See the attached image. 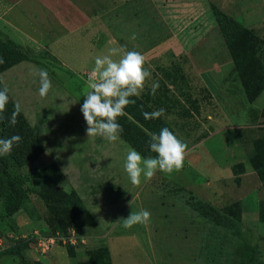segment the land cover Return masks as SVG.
Returning <instances> with one entry per match:
<instances>
[{
	"label": "rangeland",
	"instance_id": "obj_1",
	"mask_svg": "<svg viewBox=\"0 0 264 264\" xmlns=\"http://www.w3.org/2000/svg\"><path fill=\"white\" fill-rule=\"evenodd\" d=\"M4 1L7 5L14 2ZM173 5V15L176 9L181 10V20L175 15L179 22H183L179 24L180 27L189 20L199 18L207 33L199 46L187 54H177V41L173 37L168 46L162 48L163 56H155L150 67L145 65L151 76L145 82L144 91L138 97H131L135 103L130 105L140 106L139 111L150 113L163 108L165 115L160 117L161 121L188 147L180 171H157L150 180L142 177L140 186L130 183L123 168L130 147L121 138L109 142L100 136L88 137L87 125L80 112V99L88 91L86 81L94 67L95 58L107 54L109 49H101L98 39L91 43L95 46L90 50L91 55L86 56L84 52H87V47L82 44L84 40L78 33L70 36V42L68 45L65 43L61 51L71 62L72 68H86L69 71L61 66L58 58L51 55L47 48L32 49L21 43L20 34L7 25L12 21L20 22L15 25L20 27L19 30H25L28 25L25 22L30 21L31 28L36 29L40 8L33 4L27 11L20 3L11 6L5 16L0 10V42L11 44L28 59L9 68L2 67L0 86L1 89L7 86L9 101L13 105L15 102L21 105L17 119L23 124L15 126L14 131L18 135L28 132L33 136L37 141L34 148L38 151L33 158L31 156L28 161L22 162L14 155L28 152L29 147H14L10 155L0 156L6 162L10 174L22 180L26 191V199L10 218H3L0 208V248L5 249L11 241L20 238L15 240L14 237L15 219L21 222L19 230L24 237L32 231L48 234L45 221L52 224L53 220L61 216L65 227L81 229L79 231L86 236V244L81 247L87 251L103 248V235L111 230L115 234L131 233L134 226L124 229L122 219H126L131 212L143 209L149 211L151 217L146 225H136L135 232L139 237L145 238L151 233L149 227L152 225L157 226L158 231L167 229L168 225L186 229L191 240L197 243L196 248H188L197 264L202 229L203 235L208 229L204 242L209 244L200 249L201 264L226 262L224 251L229 247L227 243L220 246L224 243L222 233L216 237L214 229L211 235L209 224L189 208H193L196 198L194 185L202 182L201 177L209 182L210 188H205V191L213 194V198L204 203L215 210H224L236 201L240 184L233 182L230 167L236 166V161H247L252 140L262 133L258 113L264 108V91L250 103L244 95L248 82L243 88L242 81L255 69L261 68L264 73V0H188L187 3ZM214 10L222 18L243 27L229 44L215 22ZM29 34L38 37V33H33V30ZM89 57L92 61L87 63ZM227 62L232 63L229 71L223 67ZM37 69H46L52 80L53 86L45 97L38 94ZM255 77L256 82L264 79L259 71ZM153 82L159 84L155 95L151 94ZM4 137L7 136L0 135V138ZM247 189L244 188L245 191ZM245 193L243 207L246 212L243 214L248 215L247 226L252 230L240 224L242 237L256 248L262 260L264 224L256 218L255 200L258 192L251 190ZM67 196L71 202L81 204L82 209L77 217L81 222H69L72 219H69L70 216L73 217L77 212L72 209L69 213L64 208L62 201ZM1 203L0 193V206ZM52 208L58 209L60 213L51 214ZM253 229L261 234L255 233ZM168 243L164 242L165 260L171 253L166 248ZM3 264L16 262L6 260Z\"/></svg>",
	"mask_w": 264,
	"mask_h": 264
},
{
	"label": "crops",
	"instance_id": "obj_2",
	"mask_svg": "<svg viewBox=\"0 0 264 264\" xmlns=\"http://www.w3.org/2000/svg\"><path fill=\"white\" fill-rule=\"evenodd\" d=\"M187 2L188 0H14L11 5H7L3 0L0 2V10L2 16H5L11 6H17L20 3L27 8V11L33 4L40 8L37 13L40 18L36 29L31 28L30 21L25 22L28 24L25 30H19L20 27L15 25L20 22L6 23L20 34L21 43L32 49L47 48L51 55L58 58L61 66L69 71H78L83 70L80 68L86 67L72 68L71 62L61 51V48L66 46L65 43L68 45L70 42V36L76 33L84 40L82 44L85 48L87 47V52H84L86 56L91 55L90 50L95 47L91 43L99 39V47L103 50L125 46L129 51L140 52L145 58V65L150 67L155 56H163L162 48L168 46L173 37L177 41V54L181 52L187 54L192 48L199 46V42L204 39L207 33L199 18L189 20L180 27L179 24L183 23L179 22L181 10L176 9L175 11L178 19L172 14L171 7L173 3ZM22 14L30 15L29 13ZM243 20L246 21L245 16ZM30 30H33V33L37 32L38 37L29 34ZM133 35H135V39H132ZM113 58L118 60L120 57ZM91 61L89 57L87 63ZM223 65L224 69L229 71L232 63L227 62ZM202 71L198 70L197 72ZM238 163L242 165V173L238 175L240 190L236 193V201L240 203V224L250 230L247 226L248 215L243 214L246 212L243 207L247 195L245 192L257 190L258 196L255 201L258 205V202L264 199V183L259 182L248 159L246 162H235V164ZM201 179L202 182L199 185H194V189L196 188L194 195L202 201H209L213 198L212 193L209 194L205 191V188H210L209 182L203 177ZM214 186L215 184L211 188L213 189ZM245 187L248 188L247 191L244 190ZM14 225L15 240L18 237H20L18 239H22L19 230L21 222L15 219ZM149 228L151 233L149 232L145 238L139 237V234L135 232L136 225L131 233L115 234L111 230L103 235L110 264H195L188 248L191 246L196 248L197 243L191 240L188 230H180L175 225H168L167 229L161 228L160 231L155 225ZM253 231L257 232L254 229ZM16 242L11 241L10 246ZM164 242H169L166 248L171 250H169L171 253L169 258L166 257V260ZM88 252L81 246L77 248L54 247L47 255L39 256L28 244L20 251L22 261L14 256L0 255V264L6 260H15L16 264H86ZM195 252L197 255V249Z\"/></svg>",
	"mask_w": 264,
	"mask_h": 264
},
{
	"label": "trees",
	"instance_id": "obj_3",
	"mask_svg": "<svg viewBox=\"0 0 264 264\" xmlns=\"http://www.w3.org/2000/svg\"><path fill=\"white\" fill-rule=\"evenodd\" d=\"M215 22L220 28V32L227 44L232 41L235 36H237L242 30V26H238V24L226 20L221 17V15L215 11ZM0 59H2V63H0V73L2 72V67L6 66L9 68L10 66H14L18 63H24L27 59L26 55L19 51L17 48L12 46L11 44L1 43L0 42ZM261 72L263 75V71L260 69H255L253 74L247 76L242 81L243 88L246 83L248 84V89H244V95L246 101L253 102L257 96L264 90V79L261 82H256L255 75L257 72ZM1 89V86H0ZM85 95L80 99V103H83ZM135 98V97H134ZM138 101V99H136ZM139 104V103H138ZM137 105H130L125 108V112L128 113V116L119 117L117 122L121 124L123 128V132L121 133V139L132 149H135L137 152L141 154L142 157L155 156L154 153L150 151L149 148V136L146 131L159 133L162 128H168L172 131L166 124H164L160 118L154 120H145L143 118L142 112L139 111ZM13 104L11 101L7 104V108L5 113L3 114V121L0 122V135L7 136L6 138L12 135H18L14 131V127L17 125H22L23 123L17 119V123L15 126H11L9 124V119L13 112ZM150 113V112H149ZM131 117V119H129ZM258 123L260 124V129L262 133L258 136V138L252 140L251 142V154L248 157V162L250 163L252 169L254 170L257 179L260 183H264V108L258 113ZM22 140L18 145H14V147L25 146L29 147L26 153L22 152V155H14L19 161H28L30 157L32 158L38 154L37 149L34 146L37 144V141L33 136L27 132L25 135H19ZM5 138V137H4ZM32 150V152L30 151ZM242 173V165L236 164V166L231 167V174L233 177V182L238 185L239 178L238 175ZM0 179L3 183L1 193V213L3 218H10L21 206L23 201L26 199V191L23 187L22 180L17 176H12L7 168L6 162L0 158ZM64 208L70 213L72 209H74L77 213L71 217L69 222H81V219H77L79 216L78 212L82 209L81 204L79 202H71L69 196L62 201ZM192 212L196 214L199 218L206 222L211 227V235L215 229V236L219 237L220 232L222 233V241L220 246L227 243L229 249L224 251V255L227 257V260L223 264H264V258L262 260L259 259L258 251L256 248L246 241H244L242 237V231L240 228V203L238 201L232 202L228 206H226L221 210H215L208 204L204 203L202 200L195 198L193 208H189ZM60 213L58 209L52 208L51 214ZM73 211V210H72ZM58 215V214H57ZM59 218V217H58ZM257 219L259 222L264 223V199L260 200L257 205ZM63 216L60 219L53 220L52 224L49 221L48 223L45 221V225L48 233L61 232L63 233L68 227L62 224ZM78 231V229L74 227ZM208 230V229H207ZM207 230L202 233L201 242L199 246L197 264H201L202 262V249L204 246H208L209 242H204L207 235ZM15 231V228L13 229ZM211 237V236H209ZM28 245V241L24 239H18L17 242L9 246L2 251H0V255H10L16 257L18 260L22 261V256L20 251ZM202 247V248H201ZM201 249V250H200ZM88 264H110L109 256L107 249L97 248L93 251L88 252Z\"/></svg>",
	"mask_w": 264,
	"mask_h": 264
},
{
	"label": "clouds",
	"instance_id": "obj_4",
	"mask_svg": "<svg viewBox=\"0 0 264 264\" xmlns=\"http://www.w3.org/2000/svg\"><path fill=\"white\" fill-rule=\"evenodd\" d=\"M132 39H135L133 35ZM120 58L114 59L113 57ZM0 59V63H2ZM39 77V92L45 97L52 88V80L46 69H37ZM151 72L145 67V58L138 51H129L125 46L113 47L107 54L95 58L94 67L86 81V95L83 99L80 112L86 122V134L100 136L109 142L120 140L122 126L117 122L119 117L128 116L125 108L134 104L131 97H138L145 87V82ZM159 87L158 82L151 85V94L155 95ZM7 86L0 89V122L9 103ZM9 124L15 126L17 116L21 112V105L15 102ZM145 120L158 119L165 115L163 108L149 112H142ZM131 119V117H129ZM149 148L155 156L142 157L135 149L129 148L123 162L124 171L134 186H140L142 177L150 180L157 171L172 173L180 171L184 166L187 144L168 128H162L159 133L148 132ZM22 138L12 135L0 138V156L10 155L14 145H18ZM151 213L147 210L131 212L126 219H122L123 228L131 229L135 225H146L150 222ZM121 221V220H120ZM119 221V222H120ZM118 223V222H117Z\"/></svg>",
	"mask_w": 264,
	"mask_h": 264
},
{
	"label": "built area",
	"instance_id": "obj_5",
	"mask_svg": "<svg viewBox=\"0 0 264 264\" xmlns=\"http://www.w3.org/2000/svg\"><path fill=\"white\" fill-rule=\"evenodd\" d=\"M36 251L37 255L45 256L54 247L77 248L86 244V236L74 227L67 228L63 233H39L32 231L29 235L22 237ZM3 250L4 247L0 248Z\"/></svg>",
	"mask_w": 264,
	"mask_h": 264
}]
</instances>
